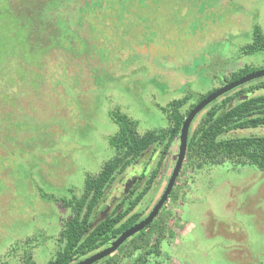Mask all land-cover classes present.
Returning <instances> with one entry per match:
<instances>
[{"label":"rangeland","instance_id":"obj_1","mask_svg":"<svg viewBox=\"0 0 264 264\" xmlns=\"http://www.w3.org/2000/svg\"><path fill=\"white\" fill-rule=\"evenodd\" d=\"M73 3L0 0V264L54 257L71 216L60 199L117 155L108 143L118 130L111 111L136 121L139 134L165 129L159 106L219 88L238 68L264 67V53L239 52L255 25L264 35V0H101L100 10L90 0V14L72 16L78 31L61 20ZM245 135L264 128L228 137ZM151 157L124 175L146 169L147 178ZM171 159L138 210L149 212L162 194ZM158 217L174 235L162 240L159 264H264L258 168L184 161Z\"/></svg>","mask_w":264,"mask_h":264},{"label":"trees","instance_id":"obj_2","mask_svg":"<svg viewBox=\"0 0 264 264\" xmlns=\"http://www.w3.org/2000/svg\"><path fill=\"white\" fill-rule=\"evenodd\" d=\"M74 1L75 3L64 10L65 17H61V20L66 25L65 28L78 31V27L72 24V16L80 13L81 9L84 10L80 13L83 16L90 14V5L87 4L90 0ZM99 1L101 0H96L98 10L103 8V4H98ZM38 15V21L42 23L40 13ZM37 26L40 29L44 24L40 27L38 23ZM250 39V43L240 48V55L264 53V35L259 26L252 28ZM258 70H264V67L238 68L222 77L223 84ZM217 89L215 87L207 93L188 94L172 100L165 107L159 106L167 119V128L150 130L143 134L137 132V122L127 115L119 111L109 113L118 130L108 143L117 155L105 162L97 175L86 177L82 191H71L69 198L60 199L62 205L70 209L71 216L59 235V249L47 264H72L80 261L106 247L148 214L138 209L154 187L159 169L167 155L175 154L171 149L178 145L182 122L197 103ZM193 98L194 102L190 103ZM188 104V108L182 112L181 109ZM259 128H264V78L251 81L223 95L195 117L189 128L184 161L200 168L231 161L250 165L264 172V135L228 137L233 132ZM150 150L153 156L151 160L157 158V162L147 178L146 169H137L132 177V174L124 175ZM118 176V189L109 195V190ZM171 194L172 191L169 198ZM158 215L147 228L126 240L115 253L95 264H124L126 261L127 264H159L157 258L161 253L162 240L165 237L173 238L174 235L163 222L155 223ZM25 264L31 263L27 261Z\"/></svg>","mask_w":264,"mask_h":264},{"label":"water","instance_id":"obj_3","mask_svg":"<svg viewBox=\"0 0 264 264\" xmlns=\"http://www.w3.org/2000/svg\"><path fill=\"white\" fill-rule=\"evenodd\" d=\"M260 78H264V70L254 71L239 78L236 81L230 83H224L217 90L210 93L206 98H204L199 103H197L193 107V109L187 114L184 121L182 122L178 137V145L174 148L175 154L172 156L170 163V168H171L170 176L167 179L162 194L160 195V197L158 198V200L156 201L150 212L141 221H139L138 223L134 224L133 226L129 227L124 232H122L115 240L110 242L106 247L72 264H95L97 262H100L101 260L115 253L126 240L134 237L136 234L147 228V226L154 221L159 211L162 209V207L168 200L169 195L180 174L187 150L189 128L195 117L201 111H203L209 104H211L218 98L233 91L238 87H241L251 81Z\"/></svg>","mask_w":264,"mask_h":264},{"label":"flooded vegetation","instance_id":"obj_4","mask_svg":"<svg viewBox=\"0 0 264 264\" xmlns=\"http://www.w3.org/2000/svg\"><path fill=\"white\" fill-rule=\"evenodd\" d=\"M132 176H133V174L131 175V177H132ZM149 212H150V211H149ZM149 212H148V213H149Z\"/></svg>","mask_w":264,"mask_h":264}]
</instances>
